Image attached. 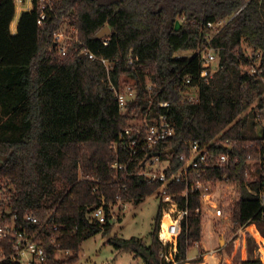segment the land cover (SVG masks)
<instances>
[{
	"label": "trees",
	"instance_id": "1",
	"mask_svg": "<svg viewBox=\"0 0 264 264\" xmlns=\"http://www.w3.org/2000/svg\"><path fill=\"white\" fill-rule=\"evenodd\" d=\"M30 8V0L27 4L0 0V179L9 185L10 213L32 210L43 215L56 209V222L64 223L57 235L59 248L72 255L66 259L50 255V264L77 263L83 241L114 227L113 222L91 219L89 211L103 194L116 200L123 184L117 181L120 172L112 167L117 158L113 143L120 141L130 117L121 114L112 83L119 86L124 77L138 88V110L147 108L143 96L150 81L161 98L170 101L176 132L158 148L162 154L164 148L176 152L172 170L184 164L180 156L190 153L195 140L211 143L214 153L231 149L225 139L238 140L231 149V165L211 167L205 178L235 182L240 199L234 218L240 224L257 223L264 235L261 200L252 191L260 184L245 175L248 154L259 156V147L264 149V126L257 131L253 112L251 118L246 113L249 108H264V0H59L43 23L38 22V0ZM68 20L78 26L92 51L113 60L109 74L100 59L83 56L75 47L66 55L59 53L54 32ZM177 20L182 23L179 29ZM220 20L226 22L210 42L220 49L221 66L206 81L197 50L207 41L209 22ZM106 26L111 28L107 45L98 37ZM244 41L255 50L251 59L244 53ZM131 50L140 61L127 60ZM181 50L196 53L178 56ZM186 76L191 77L189 83ZM188 87L198 88V102L184 99ZM126 184L122 195L136 204L160 186L136 174ZM184 187L179 182L171 189ZM177 197L192 212L183 220L176 252L172 243L164 245L158 237L161 206L150 243L117 234L108 242L118 252L142 257L144 264L186 263L189 249L202 237V218L194 212L201 199L198 192ZM256 245L249 236L240 264H264L255 254ZM163 251L171 253L169 261Z\"/></svg>",
	"mask_w": 264,
	"mask_h": 264
},
{
	"label": "built area",
	"instance_id": "2",
	"mask_svg": "<svg viewBox=\"0 0 264 264\" xmlns=\"http://www.w3.org/2000/svg\"><path fill=\"white\" fill-rule=\"evenodd\" d=\"M24 0H21L23 2ZM59 0H38L41 13L38 19L43 23L52 17ZM31 8H34V0H30ZM28 10V9H27ZM225 20L209 22L207 39L203 48L197 51L203 59L202 76L207 81L220 69V49L211 44V38L216 34ZM54 46L61 55H66L70 48L79 49L83 56L93 59H100L107 67L108 74L113 67V60L99 56L92 51L80 37L78 26L68 21H62L59 28L54 32ZM104 43H109V35L104 36ZM78 44L80 46H78ZM130 63L140 61V56L133 50L127 56ZM253 72H257L255 68ZM186 83L191 81L186 76ZM148 90L144 93L143 100L147 101V108L138 110V88L134 82L123 80L121 85L112 83V89L119 101L121 114L130 117L128 125L120 133V141L113 145L117 152V158L112 167L119 173L117 181L120 184V191L116 193V200H108L106 195L99 196L100 201L92 206L89 211L90 218L102 224L117 220V210L125 209L127 200L122 195V190L127 188L126 179L131 175L144 176L149 181H158L160 206L162 215L158 237L164 245L173 244V251L178 249V238L182 231L183 220L191 214L189 206H182L177 196L189 197L190 192L199 193L201 205L196 207L194 212L202 218L203 229L209 224L210 219L216 217L222 221L223 227L228 228L230 236L242 233L257 239L260 250L264 243L263 239L256 236L263 233L255 222L240 224L234 218L233 213L236 204L240 199L238 185L227 178L210 179L205 174L211 167H229L234 160L231 149L239 142L230 138L224 140L230 150L214 153L211 150V143L202 145L199 140L190 144V153L181 154L180 158L184 164L178 170H172V161L176 154L169 148L162 151L158 148L161 144L168 142L175 134V124L170 119V101L161 98V93L156 89L153 82L146 84ZM185 100L198 102L199 93H182ZM253 107V106H252ZM254 118L264 123V108H251ZM264 126V124H263ZM251 146H254L251 143ZM158 152V154H156ZM259 156L248 154L245 175L249 182H258L260 187L252 189L261 200L262 215L264 216V149L259 147ZM237 162L238 159L236 158ZM184 183L185 187L175 192L172 185ZM99 185L95 187L98 191ZM5 211V212H3ZM0 211V264H50V255L57 256L60 242L57 235H60L64 223L56 222V209L39 214L37 211L28 210L24 214L10 213L9 209ZM251 226H254L251 229ZM244 237V238H245ZM197 245L205 244L204 240L196 242ZM52 247L55 249L52 253ZM162 255L169 261L171 256L163 251ZM264 262L263 252L260 255ZM59 258V257H58ZM211 263V260L209 259Z\"/></svg>",
	"mask_w": 264,
	"mask_h": 264
},
{
	"label": "rangeland",
	"instance_id": "3",
	"mask_svg": "<svg viewBox=\"0 0 264 264\" xmlns=\"http://www.w3.org/2000/svg\"><path fill=\"white\" fill-rule=\"evenodd\" d=\"M28 2L29 0H24L22 3L27 4ZM19 7L21 8L20 5ZM201 47L203 48V45ZM243 49L245 55L251 59L255 50L248 41H244ZM195 53V50H181L177 55L192 56ZM244 69L246 70V66ZM124 78L135 83L133 79ZM183 93H199V91L197 87H188ZM250 110L251 108L246 111L249 118L252 117V111ZM263 124L262 121H258L255 129L260 131ZM158 192L157 189L137 204L132 200H127L128 203L125 209L123 206L117 210V220L113 222L114 227L110 233L101 231L83 241L79 252V260L75 264H144L142 257H135L130 251L118 252L115 246L108 242V239L110 236L117 234L126 238L132 236L142 237L145 242L150 243L160 207ZM9 193V185L6 181L0 179V211L9 208L7 205ZM223 226L222 221L216 217L210 219L209 224L204 226L202 232L201 240H204L205 244H195L188 251L190 262L201 260L200 262H204V264H223L225 259H228V261L231 260L232 264H239L242 256L247 254L249 236L246 235L245 237L242 233L230 236L227 231L228 228ZM255 241L257 243L255 254L262 255L257 239ZM70 255H72L71 250H61L57 253V256L61 259H66ZM169 255L171 256V253ZM221 256L223 258L222 263L220 261Z\"/></svg>",
	"mask_w": 264,
	"mask_h": 264
},
{
	"label": "water",
	"instance_id": "4",
	"mask_svg": "<svg viewBox=\"0 0 264 264\" xmlns=\"http://www.w3.org/2000/svg\"><path fill=\"white\" fill-rule=\"evenodd\" d=\"M181 25H182L181 21L177 20L176 29H179L181 27ZM110 34H111V28H110V26H106L98 33V37L103 38L104 36H108ZM263 112H264V110H263ZM156 154H158V152H156Z\"/></svg>",
	"mask_w": 264,
	"mask_h": 264
},
{
	"label": "bare ground",
	"instance_id": "5",
	"mask_svg": "<svg viewBox=\"0 0 264 264\" xmlns=\"http://www.w3.org/2000/svg\"><path fill=\"white\" fill-rule=\"evenodd\" d=\"M254 226H251V229H253ZM256 236L259 238V239H263L264 240V237L259 233V232H256ZM262 252H263V258H264V243H263V247H262ZM184 264H198L196 262H190V261H187L186 263Z\"/></svg>",
	"mask_w": 264,
	"mask_h": 264
},
{
	"label": "crops",
	"instance_id": "6",
	"mask_svg": "<svg viewBox=\"0 0 264 264\" xmlns=\"http://www.w3.org/2000/svg\"><path fill=\"white\" fill-rule=\"evenodd\" d=\"M244 258V255L242 256V259ZM242 259L240 260V261H242ZM230 260V259H229ZM233 260V259H232ZM220 261H221V263L223 262V258H222V256L220 257ZM196 263H198V264H204V262L202 263V262H200V261H195ZM220 264V263H219ZM223 264H232V262H231V260L230 261H228V259H225V261L223 262ZM239 264H240V262H239Z\"/></svg>",
	"mask_w": 264,
	"mask_h": 264
}]
</instances>
